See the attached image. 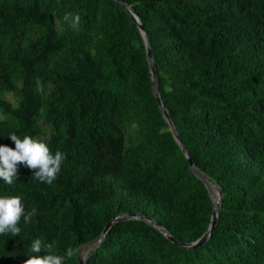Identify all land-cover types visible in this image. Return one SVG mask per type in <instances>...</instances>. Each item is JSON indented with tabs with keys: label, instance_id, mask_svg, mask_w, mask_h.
Here are the masks:
<instances>
[{
	"label": "trees",
	"instance_id": "trees-1",
	"mask_svg": "<svg viewBox=\"0 0 264 264\" xmlns=\"http://www.w3.org/2000/svg\"><path fill=\"white\" fill-rule=\"evenodd\" d=\"M122 1L147 33L162 103L222 200L202 246L121 220L86 264H264V0ZM77 13L79 25L64 20ZM12 133L66 159L51 185L22 164L11 185L0 180V196L36 209L19 236L0 235V264H24L36 238L54 254L79 249L65 261L78 264L123 213L186 243L209 225L211 197L155 100L138 25L115 0H0V146L15 148Z\"/></svg>",
	"mask_w": 264,
	"mask_h": 264
},
{
	"label": "clouds",
	"instance_id": "clouds-1",
	"mask_svg": "<svg viewBox=\"0 0 264 264\" xmlns=\"http://www.w3.org/2000/svg\"><path fill=\"white\" fill-rule=\"evenodd\" d=\"M72 20L73 26L79 25L81 17L77 13L66 14L64 20ZM7 98L13 100V98ZM15 148L7 145L0 146V180L11 185L18 173V165L22 164L29 169L35 170L34 176L37 180L51 185L61 170L62 162L66 159L65 154L56 151L51 152L44 140L25 135L22 139L15 133L10 134ZM36 214V209L25 212L22 197L19 195L0 196V235L19 236L21 228L18 226L23 217L25 223H30ZM44 255H41V252ZM79 249L69 247L64 255L53 253V244L45 243L42 238H36L31 242L29 258L24 264H65L77 256ZM85 256V255H84Z\"/></svg>",
	"mask_w": 264,
	"mask_h": 264
},
{
	"label": "water",
	"instance_id": "water-1",
	"mask_svg": "<svg viewBox=\"0 0 264 264\" xmlns=\"http://www.w3.org/2000/svg\"><path fill=\"white\" fill-rule=\"evenodd\" d=\"M115 1L118 3V5L120 7H122L125 11H127L132 16V18L134 19V21L138 25V28L141 32V35L143 37L145 47H146L147 61H148L149 70L151 73L152 88H153L155 100H156L157 104L159 105V108L162 112L164 119L168 123L169 130L171 131L175 141L178 143V145L180 146V149L182 150L185 157L187 158V161L189 163V167H190L191 171L200 180H202L203 183L205 184V186L208 190V193L211 197V200H212V213H211V219H210L209 225L206 228L205 232L201 235V237H199L198 239H196L195 241H193L191 243L178 241L174 237L170 236V234H168V232L164 229V227L160 226V224L157 223L154 219H152L151 217H147L142 213L131 212V213H123V214L117 215V216L113 217V219L111 221H109L107 223V225L104 227L100 236L91 242V247L87 251L85 256L81 257L80 255H78V264H86L88 256L100 244L105 233L110 228L111 224H113L114 222H117V221H121V220H128V219L145 220V221L149 222L150 224H152L153 226H155L156 228H158L160 231H162L172 242L178 244L179 246L189 247V248L202 246L208 240V238L210 237V235L213 232V229H214L215 224L217 222L219 207H220V203L222 200V191H221L220 186L194 165L193 158H192L189 150L187 149V147L184 144L181 136L179 135L177 128H176L174 122L172 121L165 105L161 101V96L159 93L158 82H157V74H156V70H155V65L153 63L152 48H151V45H150V42H149V39H148V36H147L145 29L143 28L138 16L135 14V12L131 8V6L127 5L122 0H115ZM213 189L215 191V195L217 196V201H215V199H214L215 195H214Z\"/></svg>",
	"mask_w": 264,
	"mask_h": 264
},
{
	"label": "rangeland",
	"instance_id": "rangeland-1",
	"mask_svg": "<svg viewBox=\"0 0 264 264\" xmlns=\"http://www.w3.org/2000/svg\"><path fill=\"white\" fill-rule=\"evenodd\" d=\"M8 94H5L4 96L7 98ZM9 98H13V96L10 94ZM213 192H214V195H215L214 189H213ZM90 247H91V244L83 245L81 247V249H80V256L84 257V255L87 253V251L90 249Z\"/></svg>",
	"mask_w": 264,
	"mask_h": 264
},
{
	"label": "bare ground",
	"instance_id": "bare-ground-1",
	"mask_svg": "<svg viewBox=\"0 0 264 264\" xmlns=\"http://www.w3.org/2000/svg\"><path fill=\"white\" fill-rule=\"evenodd\" d=\"M214 199H215V201H217V197H216V195H215V198H214Z\"/></svg>",
	"mask_w": 264,
	"mask_h": 264
}]
</instances>
